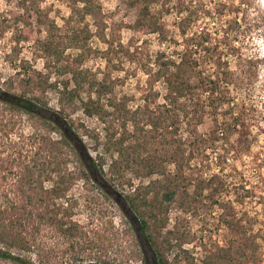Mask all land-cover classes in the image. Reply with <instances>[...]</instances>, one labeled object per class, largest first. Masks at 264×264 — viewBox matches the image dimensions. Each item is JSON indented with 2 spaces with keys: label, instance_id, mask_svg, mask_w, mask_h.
<instances>
[{
  "label": "rangeland",
  "instance_id": "obj_1",
  "mask_svg": "<svg viewBox=\"0 0 264 264\" xmlns=\"http://www.w3.org/2000/svg\"><path fill=\"white\" fill-rule=\"evenodd\" d=\"M161 1L170 10L166 12L160 4L152 7L163 10L159 13L164 30L158 35L134 26L138 7L131 0H92V12L83 8V0H0V91L39 97L43 102L38 104L42 107L39 112L70 126L68 132L74 133L83 153L81 161L69 152L67 165L75 168L77 176L65 197L57 201L63 209L72 203L69 216H61L66 224L41 221L32 211H45L48 200L42 205L37 200L30 202L26 197L29 187L23 193L19 190V165L52 157L53 143L60 135L46 130L36 115L0 101V208L7 217L20 221L10 229L25 238L29 247H11L15 256L32 264H153V249L125 195L163 178L148 175L136 164L120 174L109 168L117 157L114 142L123 135L124 145L145 144L146 150L138 148L145 157L159 150L171 153L174 144H167L161 129L150 125L134 129L128 122L124 126L112 103H125L127 109L135 110L145 102L151 109L163 102L164 83L151 75L156 69L154 59L164 53V59L177 61L183 51L180 29L185 27L187 34L202 33L207 38V50L196 55L204 71L212 75L220 64V75L228 73L222 77L229 102L204 116L197 133L205 141L200 140L197 156L183 164L181 176L173 182L178 193L168 208L164 229L171 231L175 246L166 256L171 262L179 255L196 264H240L241 260L264 264V0H184L188 7L180 14V0ZM85 27L91 34L88 47L92 51L82 67L112 89L100 94L99 115L91 117L84 113L82 102L89 96L95 100L99 93L85 84L80 98L72 102L59 99L60 92L71 91L74 84L69 73L57 72L37 42L49 29L65 38L73 29ZM79 52L68 48L64 53L74 56ZM39 75L49 77V85L57 83V89L39 87ZM26 77L30 80L25 83ZM234 115L241 122L227 131L221 122L231 123ZM179 119L175 137L183 141L187 155L190 127L181 116ZM214 129L226 137L209 141ZM165 166L166 173L175 175L176 163ZM213 175L222 181L218 191H210V187L196 190L198 181ZM54 181L55 175L49 173L44 188L49 189ZM223 218L235 219L245 235L228 229ZM71 227L72 234L68 232ZM241 238L252 241L245 258L240 254Z\"/></svg>",
  "mask_w": 264,
  "mask_h": 264
},
{
  "label": "trees",
  "instance_id": "obj_2",
  "mask_svg": "<svg viewBox=\"0 0 264 264\" xmlns=\"http://www.w3.org/2000/svg\"><path fill=\"white\" fill-rule=\"evenodd\" d=\"M131 2L138 7V15L134 26L136 28H143L146 32H153L158 35L162 34L164 26L161 18L162 13L159 12H163V10H156L152 7L160 4L163 8L165 6L163 1L131 0ZM185 2L184 0H180V7L177 9L179 14L187 9L188 6L185 5ZM83 3V8L87 12H92V5H90L92 0H83ZM164 8L166 12H169V8ZM185 18H183V21ZM41 23L43 22L41 21ZM50 27H54L53 23H50ZM180 31L183 34V51L179 54L177 61L169 58L164 59V53L158 54L154 59L156 69L152 71L151 75L154 81H162L164 83L165 93L163 102L158 104L156 109H151L148 103L145 102V104L137 107L135 110L127 109L125 103H112L114 110L120 113L124 126L128 122L132 123L134 129L141 128L140 126L144 124L150 125L151 129H161V136L167 144H174L171 153L159 150L155 154L145 157L141 154V150L138 149L142 147L143 150H146L145 144L138 141L134 145H124L125 137L123 135L114 142L117 157L112 161L109 168L111 171L120 174L122 171L131 168L133 164H136L142 166L148 175L157 174L163 178L154 179L148 185H145L142 191L135 189L134 192L125 195L129 208L140 222L139 228L142 235L153 249L155 255L153 264H196L193 259H189L188 257L180 258L179 255H175L171 262L166 256L167 250L175 246L170 237L171 231L164 229L168 224V208L176 201L178 193L177 186L173 182L177 181L181 176L183 164L188 163V161L193 160L197 156L200 140L205 141L197 133V126L202 122L204 116L214 114L215 110L229 102V89L223 83L224 79L222 77V74L227 75L228 73L222 72L220 75V64H217L215 72L210 75L204 71L203 62L196 58L197 53L201 49H203L204 53L207 50L206 36L202 35V33L199 35H189L185 27H182ZM24 36L27 38L28 35ZM59 36L49 29L43 40H37L42 52L52 59L57 72L59 74L69 73L70 80L74 84V89H71V91H66V88L61 91L59 99L66 98L67 102H72L75 98H80V91L84 89V85L86 84L91 88H95L99 94H97L98 97L95 100L89 96L86 101L82 102L84 113L89 117L99 115L101 108L98 105L99 96L103 91L111 92L112 89L103 81L104 79L100 81L95 76L90 77L82 67L86 55L92 51L88 47V39L91 36L90 31L85 27L83 29H73L65 38ZM68 48L79 49L80 52L74 56L65 55L64 52ZM22 68L23 70L26 69L24 65ZM39 76V81H37L39 87L44 89L48 85L57 89V83L49 85V77ZM29 80V77L23 79L25 83ZM203 95L206 98H203ZM15 97L11 93L0 91L1 102H4L11 108L21 109L27 113L36 115L46 130L56 131L60 135L59 141L53 143L54 146L50 153L52 157L33 159L31 162L19 165L22 173L18 177V180L20 184L19 190L22 193L25 192L26 185L29 187V193L26 194V197L30 202L37 200L36 203L42 205V203L47 202L45 200H48L49 206H46V210H36V212L33 210L34 215L41 221L50 222L56 226H63L66 224V221L61 216H69L72 203L69 204V209H63L57 201L65 197L66 192L71 187L72 181L77 176L75 168H68L69 152H74L81 161L83 160V153L80 150V145L75 140L74 133L68 132L70 131V126L64 125L59 119L56 120L55 118H51V116L46 117L39 112L42 107L39 108L38 106L43 103L39 97L33 95L32 97ZM44 105L46 104L44 103ZM45 109L49 110L48 108ZM56 113L58 116L61 115L60 112ZM180 116L187 126L190 127L188 132L192 138L187 143V155H185L186 148L182 147L183 141L175 137L176 131L179 128ZM240 122V117L234 115L231 117V123L223 121L221 124L228 131L231 126H236ZM133 134L131 133V135ZM223 136L226 137L223 132L219 135V131L214 129L210 133L209 141L220 140L224 138ZM170 162L177 165V172L173 176L166 173L165 165ZM98 166H103L102 160H99ZM49 173L55 175V181L49 189H46L43 183ZM221 186L222 181H220L218 176L213 175L206 181H198L196 190L202 192L207 187H210V191H218ZM190 204L191 201L187 203L186 210L190 208ZM18 222L20 221L13 220L11 216L7 217L5 210L0 208V261H12L16 264H32L23 257L15 256L10 250L11 247L19 249L29 248L25 238L13 234L10 229V227H14L13 225ZM223 222L234 233L240 236L245 235L243 226L235 219L223 218ZM18 224L20 225V223ZM72 229V227L68 229V232L71 234L73 232ZM156 235H161V238L158 239ZM241 239L243 240L240 245L243 250L240 251V254L245 258L246 254L244 252L250 248L252 241L244 240V238ZM187 241H190V239H187ZM240 264H245V262L241 260Z\"/></svg>",
  "mask_w": 264,
  "mask_h": 264
}]
</instances>
